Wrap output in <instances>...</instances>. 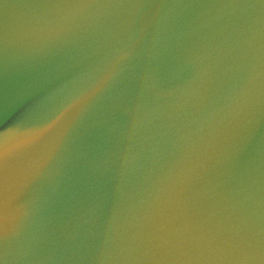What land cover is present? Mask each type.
I'll list each match as a JSON object with an SVG mask.
<instances>
[{
    "label": "water",
    "instance_id": "1",
    "mask_svg": "<svg viewBox=\"0 0 264 264\" xmlns=\"http://www.w3.org/2000/svg\"><path fill=\"white\" fill-rule=\"evenodd\" d=\"M234 0H0V165Z\"/></svg>",
    "mask_w": 264,
    "mask_h": 264
}]
</instances>
